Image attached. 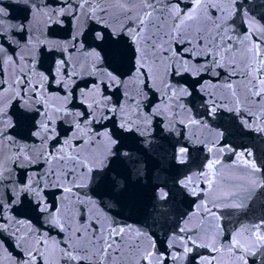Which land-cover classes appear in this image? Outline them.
Segmentation results:
<instances>
[{"label": "water", "instance_id": "95a60500", "mask_svg": "<svg viewBox=\"0 0 264 264\" xmlns=\"http://www.w3.org/2000/svg\"><path fill=\"white\" fill-rule=\"evenodd\" d=\"M80 3L72 0L82 90L88 92L94 82L100 85L98 92L89 93L84 100L85 111L88 103L101 94L111 97L110 106H117L119 99L125 107L124 112H108L109 119L88 126L91 131L107 127L114 138L119 134V142L112 147L117 154L108 155L105 166L95 170L104 222L127 226L131 230L125 233L128 243L142 233L140 248L154 245V258L163 255V264H243L228 249L234 238L245 239L246 230L259 226L264 233V131L260 130L264 128V104L247 102L244 77L233 74L229 80V65L213 66L210 56L200 55L190 61L196 75L183 71L175 75L172 69L165 73L164 61L155 65L154 73L137 80L135 46L129 34L122 31L130 22L121 18L113 0L94 2L95 18L85 16ZM164 3H171L173 8L179 4L181 10L192 7V0ZM213 3L232 13L229 22L234 26V39L243 37L250 19L264 25V0ZM100 7L108 8L107 15L99 11ZM212 13L221 15L215 7L205 10L201 23L210 25ZM172 22L169 19L168 25ZM168 25H161L164 31ZM98 30L106 34L103 42L95 40ZM113 31L119 35H113ZM195 34L193 30L189 38ZM91 49H96L102 59L89 56ZM101 70L113 71L125 87H107L108 80L101 82ZM163 81L171 88H187L191 95L174 102L163 94ZM229 82L232 89L227 88ZM213 100L218 105L214 113ZM137 115L144 118L137 121L142 125L140 131L133 128L125 132L116 126L121 118L135 119ZM189 119L199 123L190 125ZM181 148L187 150L183 162ZM105 152V144L96 143L92 156L103 158ZM210 161H216L211 187L206 175ZM246 161L254 162L259 171L253 172ZM162 193L166 198H160ZM185 243L191 252L185 253ZM212 244L219 252L212 250ZM252 251L254 255L245 257L247 264H264V247ZM173 255L181 258L174 260ZM123 256L122 264H136V252L126 249Z\"/></svg>", "mask_w": 264, "mask_h": 264}, {"label": "snow or ice", "instance_id": "6c2138e0", "mask_svg": "<svg viewBox=\"0 0 264 264\" xmlns=\"http://www.w3.org/2000/svg\"><path fill=\"white\" fill-rule=\"evenodd\" d=\"M16 2H20V0H16ZM94 2L98 4L99 0H81L79 9L82 10L85 16L95 18L97 9L93 8ZM113 2L119 8L121 18L130 22V25L123 28L122 31L129 34L135 46V74L137 80L140 77L148 76L149 73H154L156 71L155 65H159L164 61L167 62L165 65V73L169 69H172L175 75H180L182 71L192 72V75H196L197 72L193 70L194 66L191 65L190 61L196 56H210V62L213 66H222L225 63L229 65L231 69L229 80L233 74L244 77L245 100L247 102L264 104V25L250 19L248 21L250 27L243 34V37L234 39V26L233 23L229 22L232 13L221 8L219 4L213 3V0H192V7L184 10L180 9L179 4L175 8H173L171 3L165 4L164 0H113ZM23 3L27 4L28 0H23ZM231 3L234 4L235 0H231ZM214 7L220 11L221 15L215 16V13H212L209 16L211 24L209 25L206 22L202 24V13ZM66 11L67 9L55 11L49 18L56 19V22H59L58 17L62 16ZM99 11L107 15L108 8L100 7ZM7 15L6 8L0 6V37L5 36L9 30L23 29L22 25L6 23L4 17ZM72 15L74 19L77 18L74 12ZM101 19L103 18L101 17ZM169 19L173 21L170 25H168ZM162 24L168 25L167 31L163 30ZM193 30L196 34L189 38ZM112 34L119 35L115 31ZM105 35L104 31L98 30L95 32V40L103 42ZM253 36H256L257 39L253 40ZM72 38L73 40L76 39L75 34ZM193 39L196 41L195 44L193 43ZM174 43L179 46L174 47ZM185 43L188 45L187 47L184 46ZM96 47L99 48L100 45L97 44ZM6 48L7 45L0 39V72L4 71L5 64L12 69L7 82L0 78V144L12 139L10 135L6 136L3 131L5 127L12 126L11 119L7 116L4 108L5 100L11 101L17 96H21V90H23L21 98L26 100L23 105L25 108L32 107L31 104L27 103L28 99L33 98L29 96L30 92L35 96H39L41 101L46 102L48 99V96L40 91L44 82L48 80V76H44L41 73L39 74L38 80L33 81L29 79L34 69L27 65L24 68H20V60L13 59L12 56L8 55ZM88 55L94 56L97 60L102 59L96 49H91ZM149 60L152 62L151 64H148ZM29 63H34V61H30ZM66 63L67 61L61 59L56 66L55 72L60 78L54 79L55 83L62 84L64 83V76L71 78V75L75 74V69L73 73L66 71L62 73V66ZM17 70L19 74H17ZM149 78H154V75ZM104 79L109 81L107 87H116L117 85L125 87V84L119 80L113 71L101 70V82ZM5 83H7V88L4 87ZM162 83L164 89L163 94L169 99L174 100V102L178 101L180 96L191 95L187 88H171L166 81ZM99 86V83L94 82L88 92L81 91L80 99L84 101L88 98L89 93L98 92ZM227 88H233L231 82L227 84ZM233 95H236V92H233ZM70 96L71 93L64 95L62 104L47 105V109L41 113L37 131L32 133L33 135L41 137L42 144L46 143L53 135L55 120L60 117H72L69 121L75 127L72 136H79V142L73 146L70 144L69 139H64L63 143L57 142L59 148L56 152L41 153V158L46 163L51 164L52 161L56 162L51 171V175L55 180L53 186L62 188L64 193L71 194L65 197V199L69 200L73 199L74 196L72 194L73 187L79 186L77 185L78 180L88 177L94 170L101 169L105 166V160L108 155L117 154L112 152V147L119 142L118 133L115 134L114 138V134L107 127L102 131H91L88 126L93 121L98 123L101 120L109 119L108 112L117 113L125 111V107L120 104L119 99L116 101L117 106H110L108 101L111 100V97L101 94L100 96H95L88 103L87 112H73L72 109L66 107L70 102ZM236 103H240L239 98H237ZM217 106L215 100L211 101L212 113L216 111ZM136 107L139 108V104ZM177 107H182V105L177 103ZM262 115H264V110H262ZM76 117H81V119L78 120ZM143 119L139 115L135 119L121 118L116 126L125 132H131L133 128L140 131L142 125L138 124L137 121H143ZM188 123L195 125L199 122L189 119ZM260 130L264 131V128H260ZM98 136L101 137L99 141L96 140ZM96 143H103L106 146V152L103 158H90ZM186 151L185 148L180 149L179 156L181 162H183ZM209 151H211V148ZM123 155L126 156L128 154L123 153ZM240 155L243 156V154ZM248 155H251V153H248ZM29 157L30 153L26 155L22 148H18L14 157L8 158V162H22V159L28 160ZM8 162L0 154V177L3 176L4 171L7 169ZM246 164L253 172L259 171L254 162L246 161ZM215 166L216 161H210L208 163L209 173L206 175L208 176L207 182L209 187L214 183ZM56 170L60 171V176H57ZM61 176L66 179L70 177L69 183L60 184ZM181 183L185 187L188 186L184 181H181ZM14 191L16 192V198L11 199L7 204L0 201V233L9 232V229H11L9 234L12 236H16L19 231V228L14 225H19L21 222L15 220L14 217H7L5 215L6 209L19 204V195L21 193H32L33 188L31 183L25 180L22 182V186L14 189ZM166 195V193H162L160 198L164 199ZM81 203L84 202L81 201ZM34 210L42 212L48 211V207L47 205L38 206ZM55 211L59 212L60 209L57 208ZM48 215L49 217H53L51 211H48ZM53 219L55 220L56 226L63 230L64 226L60 221L55 217ZM95 220V223H91L90 220L85 219L75 229L70 224L67 225L69 235L66 246L59 248V257L63 259L64 264H80V261H86L87 264H122L124 260L123 252L126 249H130L138 254L136 264H141V262H146V264H163V255H156L154 258L152 250L154 245L143 249L140 248L139 236L142 233H138L135 241L128 243L125 233L131 230L127 226H114L110 222L106 224L100 217H96ZM181 231H184V229H181ZM30 235L29 233L28 236L30 237ZM19 239L24 240L26 237H19ZM50 239L51 237H40L31 247H25L21 243L19 246L24 251V256L26 257L21 258V264H37L38 260L41 261V264H46L47 241ZM192 243L195 244L196 241L193 240ZM0 247H2V242H0ZM183 247L185 253L192 251V248L188 247L187 243ZM210 247L213 251L219 252L215 244H212ZM260 247H264V233H261L259 226H256L254 230L245 231V239L239 237L234 238L231 241L228 251L233 253L235 259L243 261V264H247L245 257L249 254L254 255L255 253L252 249H259ZM171 258L179 260L181 257L173 255ZM212 259L215 260L216 257ZM209 264H211V261H209Z\"/></svg>", "mask_w": 264, "mask_h": 264}]
</instances>
